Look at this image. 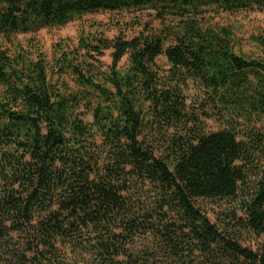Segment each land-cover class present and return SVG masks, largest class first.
Segmentation results:
<instances>
[{
	"label": "trees",
	"instance_id": "obj_1",
	"mask_svg": "<svg viewBox=\"0 0 264 264\" xmlns=\"http://www.w3.org/2000/svg\"><path fill=\"white\" fill-rule=\"evenodd\" d=\"M255 7L264 0H0V264H264V242L239 234L264 236V56L209 19ZM146 10L161 29L83 30L52 64L20 39ZM205 200L243 215L215 222Z\"/></svg>",
	"mask_w": 264,
	"mask_h": 264
},
{
	"label": "rangeland",
	"instance_id": "obj_2",
	"mask_svg": "<svg viewBox=\"0 0 264 264\" xmlns=\"http://www.w3.org/2000/svg\"><path fill=\"white\" fill-rule=\"evenodd\" d=\"M209 19L217 26H231L236 35L237 51H242L252 57L264 56V9L255 7L249 10H240L237 12L210 13ZM173 16H166L165 24L175 23ZM151 26L152 29H161L163 25L158 14L153 10H146L137 13H116L101 11L98 13H89L78 16L70 22L59 25L42 28L36 33L21 34L20 39L24 42H37L43 48L50 64L53 63L56 46L59 42L77 43L81 31H92L96 29L103 30L109 38H115L118 35H124L127 38L133 37L145 31V27ZM112 50L106 51L103 57L106 68L112 63ZM160 65L167 67L166 59L160 58ZM127 63L124 59L122 64ZM188 104L193 107L200 102V95L195 88H191L187 93ZM198 108V107H196ZM91 119V116H87ZM209 128L216 129L217 124L213 120H208ZM202 205L209 217L215 222L224 220L226 214L236 212L242 216L243 212L234 202L227 201H203ZM241 241L246 246L257 248L264 242V236H260L252 231L243 230L239 233Z\"/></svg>",
	"mask_w": 264,
	"mask_h": 264
}]
</instances>
